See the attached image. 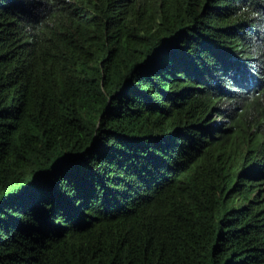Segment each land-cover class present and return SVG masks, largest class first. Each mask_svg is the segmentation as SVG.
<instances>
[{"label":"trees","instance_id":"trees-1","mask_svg":"<svg viewBox=\"0 0 264 264\" xmlns=\"http://www.w3.org/2000/svg\"><path fill=\"white\" fill-rule=\"evenodd\" d=\"M0 264H264V0H0Z\"/></svg>","mask_w":264,"mask_h":264}]
</instances>
